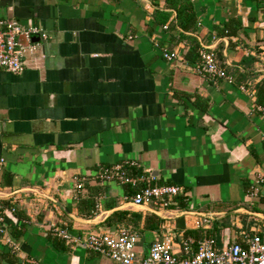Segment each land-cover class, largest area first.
Segmentation results:
<instances>
[{
    "label": "crops",
    "instance_id": "1",
    "mask_svg": "<svg viewBox=\"0 0 264 264\" xmlns=\"http://www.w3.org/2000/svg\"><path fill=\"white\" fill-rule=\"evenodd\" d=\"M164 5L0 0V19L47 35L21 73L0 69V264H118L52 241L49 226L57 223L81 240L131 231L133 264L165 235L177 254L185 240L192 252L206 239L218 250L246 246L255 235L264 242V104L257 100L264 1L191 0L197 30L182 37L171 28L173 13L164 25L155 22ZM225 28L230 36L220 34ZM191 39L212 47L236 83L197 74ZM154 42L178 59L166 62ZM130 161L134 174L153 178L150 185L181 193L166 208L134 206L132 188L96 179L101 168ZM115 213L126 222L105 225Z\"/></svg>",
    "mask_w": 264,
    "mask_h": 264
},
{
    "label": "built area",
    "instance_id": "2",
    "mask_svg": "<svg viewBox=\"0 0 264 264\" xmlns=\"http://www.w3.org/2000/svg\"><path fill=\"white\" fill-rule=\"evenodd\" d=\"M163 29H167L164 26ZM33 36H38L40 41L47 39L44 31L33 25H22L14 21L0 19V69L19 74L25 68V57L33 55L40 45L39 42L32 41ZM154 47L161 50V57L166 62H175L178 59L176 51L160 47L154 42ZM212 50V51H211ZM198 62L194 71L204 78L210 80H225L231 82L226 75L223 66L218 63L212 47L200 46L197 49ZM243 93L252 94L246 87H239ZM259 110L264 112V107ZM136 168L133 161L123 165H115L108 168H101L96 175L100 183L112 182L120 185L144 184V187L128 200L134 206H160L166 208L174 198L181 193L176 186H152L153 178L144 171L143 175L134 176L128 170ZM81 184L76 185L79 190ZM6 210L0 205V241L3 238V222ZM13 212V209L10 211ZM50 234L70 245H82L95 255L106 257L118 264H133L135 261L136 238L127 229H120L118 232L97 231L81 240L78 235L71 233L65 223L51 224ZM175 241L171 235H165L161 242L156 241L150 246L147 257L141 260L140 264H264V242L255 235L246 246L233 243L220 250L215 249L214 241L206 239L199 242L194 252L190 246L192 241L182 242V250L178 254L173 251Z\"/></svg>",
    "mask_w": 264,
    "mask_h": 264
},
{
    "label": "trees",
    "instance_id": "3",
    "mask_svg": "<svg viewBox=\"0 0 264 264\" xmlns=\"http://www.w3.org/2000/svg\"><path fill=\"white\" fill-rule=\"evenodd\" d=\"M256 1L258 3V2H263L264 0H256ZM154 12H155V22H157L160 25H164L169 20L170 15L173 13L174 17H173V20L170 22L171 28L177 30L179 32L180 37H182V35L184 36V35L194 34V32L197 30V28H196V26H197L196 17L192 11L191 0H165V5L163 6V8H161V9L156 8ZM220 34H222L224 36H230L232 33H230L229 28H225L222 30V32ZM191 41H193V39H191ZM200 45L201 44L197 43V41H195V40L193 41L192 46H193L194 50L191 51V53H190L191 56H194V54H193L194 51H196L200 47ZM196 63H197V59H196ZM225 73L227 76L230 77V80L232 81V83H236V79L233 78L231 73H228L227 70H225ZM239 86L240 85L238 84V87ZM257 94H258L257 100H259L258 101L259 104H264L263 103V101H264V87L258 88ZM262 107H264V105ZM133 169H135V168H133ZM132 170H128V173L129 174L133 173ZM143 174L144 173H142V172H137L136 174L133 173L134 176H139V175H143ZM122 185H124V184H122ZM127 186H129L130 188L133 189L132 195H134V194L138 193L144 187V184H137L133 187H131L130 185H127ZM154 186H156V185H154ZM81 204H83V202H81ZM178 205L182 206L181 202H179ZM124 215H125L124 213L113 214L108 220H106L105 225L109 226L113 223L114 224H123L124 222H126L125 221L126 215L125 216ZM20 233H21V231L17 232L14 236L18 237V235ZM48 236L50 239H52V241L53 240H60L59 238L52 236V234H50L49 231H48ZM60 241H62V240H60Z\"/></svg>",
    "mask_w": 264,
    "mask_h": 264
},
{
    "label": "water",
    "instance_id": "4",
    "mask_svg": "<svg viewBox=\"0 0 264 264\" xmlns=\"http://www.w3.org/2000/svg\"><path fill=\"white\" fill-rule=\"evenodd\" d=\"M32 41L39 42L40 39H39L38 36H33ZM189 213H191V212H189ZM187 214H188V212L181 213V215H187ZM191 214H194V215H197V216H200V217H210V218H212L213 216H216V214H214V213L213 214L191 213ZM245 214L246 215L257 216L256 213H252V212H249V211H245Z\"/></svg>",
    "mask_w": 264,
    "mask_h": 264
},
{
    "label": "rangeland",
    "instance_id": "5",
    "mask_svg": "<svg viewBox=\"0 0 264 264\" xmlns=\"http://www.w3.org/2000/svg\"><path fill=\"white\" fill-rule=\"evenodd\" d=\"M217 56V55H216ZM218 63H220L219 61H218ZM220 65L222 66V64L220 63ZM223 67L225 68V69H227L224 65H223Z\"/></svg>",
    "mask_w": 264,
    "mask_h": 264
}]
</instances>
